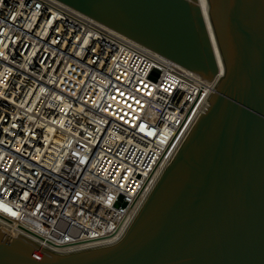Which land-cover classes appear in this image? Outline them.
<instances>
[{
	"label": "built area",
	"instance_id": "built-area-1",
	"mask_svg": "<svg viewBox=\"0 0 264 264\" xmlns=\"http://www.w3.org/2000/svg\"><path fill=\"white\" fill-rule=\"evenodd\" d=\"M220 77L59 0H0V223L57 253L116 244Z\"/></svg>",
	"mask_w": 264,
	"mask_h": 264
},
{
	"label": "water",
	"instance_id": "water-1",
	"mask_svg": "<svg viewBox=\"0 0 264 264\" xmlns=\"http://www.w3.org/2000/svg\"><path fill=\"white\" fill-rule=\"evenodd\" d=\"M59 1L206 80L218 52L224 72L119 242L57 253L0 223V264H264V0H208L213 35L198 0Z\"/></svg>",
	"mask_w": 264,
	"mask_h": 264
},
{
	"label": "bare ground",
	"instance_id": "bare-ground-1",
	"mask_svg": "<svg viewBox=\"0 0 264 264\" xmlns=\"http://www.w3.org/2000/svg\"><path fill=\"white\" fill-rule=\"evenodd\" d=\"M198 2H199V4H200L201 7H202V10H203L204 15H205V17H206V20H207V22H208V26H209V28H210V31L212 32V35H213V26H212V23H211V20H210L208 0H198ZM215 46H216V45H215ZM216 48H217V47H216ZM216 50H217V49H216ZM216 52H217V51H216ZM129 56H130L131 60L134 61V63L141 62L140 60H142L141 57H140V58H137V59H134L135 57H132V52H130V51L128 52V54H126V57H125V58L128 59ZM155 56H156V55H155ZM217 56H218V60H219V62H220V66H221V68H220V76H222V74H223V72H224V71H223L224 68H223L222 60H221V58H220L218 52H217ZM123 62H127V60H124ZM186 77L188 78L187 81H188V80H191L192 78H195L196 80H198L197 77L193 76V75L190 74V73H187ZM187 83H188V82H187ZM186 85H187V84H185L184 86H186ZM204 90H205V89H204ZM199 109H200V104H199L198 108L195 110V112H197ZM167 134H168V135H169V134L171 135V131L168 132ZM170 146H171V144H170L168 147H166V145H164V144H161L160 149H157V151H156V153H155V156H154V159H153V162H152L151 165L149 166L148 170H152V168L154 167L153 164H155V163L158 161L160 155L164 152L163 148L166 147L165 155H166L167 153L170 152ZM163 156H164V154H163ZM154 171H155V170H154ZM154 171H153V172H154ZM142 172H143L144 174H148V173H149V171H146V169H142ZM157 176H158V174L156 175V177H157ZM156 177H155V179H156ZM155 179H154V180H155ZM9 210H10L9 212H12L11 209H9Z\"/></svg>",
	"mask_w": 264,
	"mask_h": 264
}]
</instances>
